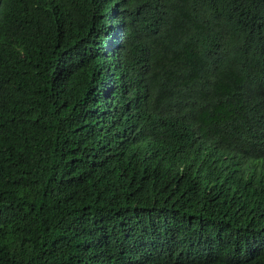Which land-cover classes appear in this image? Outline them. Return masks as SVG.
I'll list each match as a JSON object with an SVG mask.
<instances>
[{
	"label": "trees",
	"instance_id": "16d2710c",
	"mask_svg": "<svg viewBox=\"0 0 264 264\" xmlns=\"http://www.w3.org/2000/svg\"><path fill=\"white\" fill-rule=\"evenodd\" d=\"M0 264H264V0H0Z\"/></svg>",
	"mask_w": 264,
	"mask_h": 264
}]
</instances>
